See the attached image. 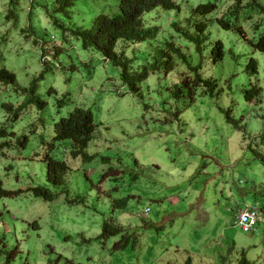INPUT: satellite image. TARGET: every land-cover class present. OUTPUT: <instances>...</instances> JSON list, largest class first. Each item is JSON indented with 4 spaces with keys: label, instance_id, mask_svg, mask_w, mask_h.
<instances>
[{
    "label": "rangeland",
    "instance_id": "obj_1",
    "mask_svg": "<svg viewBox=\"0 0 264 264\" xmlns=\"http://www.w3.org/2000/svg\"><path fill=\"white\" fill-rule=\"evenodd\" d=\"M7 1L0 0V68L16 81L0 83V130L11 134L0 137V181L5 191L21 193L0 197V264L6 256L11 264H185L187 258L191 264H238L243 256L264 264V167L248 149L260 146L264 133V55L216 22L223 17L257 41L264 37V13L254 2L264 7V0H174L178 10L157 8L142 17L144 27L158 28L155 40L117 43L115 51L123 52L134 70L149 67L165 42L179 46L192 66L206 57L201 75L217 83L211 96L201 85L191 87L194 74L177 55L171 72L151 69L136 84L138 94H131L116 67L53 29L35 2L19 0L16 20L4 19ZM99 1L75 3L71 19L60 21L85 28L97 15L119 13V0ZM208 4L216 6L211 14L193 15L195 7ZM201 21H208L207 36H201L206 46L198 54L175 27L193 34ZM42 36L52 55L59 48L46 64L38 44ZM215 41L222 42L225 54L212 63ZM251 54L258 61L253 77L243 72ZM40 74L35 94L45 103L43 110L25 104L32 95L23 92ZM183 82L190 84V97L173 95ZM254 85L261 88V103L248 105L242 91ZM4 105H22L17 119ZM76 107L90 111L96 125L88 162L72 157L71 143L53 141L54 125ZM219 109L241 120L246 134L229 125ZM52 145L51 155L72 169L67 194L58 193L64 186L53 188L45 179L41 159ZM258 151L264 154L262 146ZM33 186L58 194L44 202L24 192ZM127 197L125 212L113 210V201ZM234 200L261 210L252 232L234 223ZM34 220L36 229L29 225ZM109 220L121 225V234L98 240Z\"/></svg>",
    "mask_w": 264,
    "mask_h": 264
},
{
    "label": "trees",
    "instance_id": "obj_2",
    "mask_svg": "<svg viewBox=\"0 0 264 264\" xmlns=\"http://www.w3.org/2000/svg\"><path fill=\"white\" fill-rule=\"evenodd\" d=\"M47 1V0H43ZM79 1L87 2L89 0H52L51 4L41 5L35 0H30L33 5L34 2L40 8L41 16L44 15L45 18L49 21V24L53 29H59L62 32V35L65 37L66 34L74 37L81 43V46L84 50L90 49L100 55L105 61L112 64L119 70L120 80L125 84L131 94H138V86L141 81H143L148 75L151 69L164 67L166 72H171L172 70V60L170 59L167 53H163V50H158L157 54L153 58L152 64L148 66H142L140 70H134L131 67V60L126 58L124 53H117L115 51L117 43L123 41L126 43L136 44L143 41H153L158 33V28L156 27H144L142 23V16L144 13L151 11L152 9H162V10H178V6L174 3L173 0H119L117 15H107L100 14L92 19L91 25L89 27H80L74 25L71 20L67 22L68 24L62 23L60 17L71 19V8L73 5ZM100 2L99 0H95ZM254 1V0H252ZM238 0L237 4H239ZM19 0H8L6 6V15L4 19L7 20H16L18 15V10L20 7ZM252 5V4H250ZM248 5V6H250ZM254 5L258 7L262 12H264V7H262L256 1ZM216 6L212 4L200 5L195 7L192 12L195 17H205L206 15L212 13L215 10ZM236 12H234L235 14ZM31 17V13L28 14V18ZM197 22L195 23V31L193 34L184 31L181 28L175 27L176 32L180 35V38L185 41L193 44L195 46L194 50L198 54L203 51V41L201 36L207 31V23ZM221 25L225 29H231L235 34L241 36L242 40L246 42L248 49H251L252 52H258L264 55V37H259L257 41L254 39L246 38L244 35L243 28L241 26H236L232 23L230 26L227 22L223 20L220 21ZM46 37L53 38L50 34L45 33ZM207 36V35H206ZM43 36L39 37L38 44L41 49V59L50 58V56H55L59 54V48L54 47L53 55L51 50L48 47L49 42L43 40ZM207 41V39H206ZM205 41V43H206ZM47 44L46 48L45 45ZM175 47V48H174ZM165 48L170 50L175 49L174 51L183 58V64L187 66L189 72L194 74V80L191 87L195 88L202 86L204 88L205 94H210V96L216 92L217 93V83L213 79H205L201 75V63H204L206 57L201 56V63L196 66H192L190 59L186 58L188 55H183L180 49H176L174 42H165ZM164 48V50H165ZM45 49V50H44ZM223 44L221 41H215L209 52L210 60L214 63L221 62L223 55ZM49 62L44 61L43 64ZM243 72L249 77L257 75L258 72V61L251 54L248 62H246ZM42 74L39 75L37 80L32 81L31 87L25 89L28 91L32 97L29 98L25 104L31 103L36 104L38 109L43 110L45 108V103L35 94L36 93V83L41 80ZM0 83L3 84H14L15 76L7 71L5 68H0ZM190 84L183 82L182 86H174L173 95L179 96L182 92H187V95L190 97ZM261 88L254 85L251 88L244 89L242 91L243 100L248 103V105H256L261 103ZM22 107L19 106L17 109H14L11 105H4V108L8 113H16ZM224 113L226 122L231 125L235 130L239 132L245 131V126L242 124L241 120H237L232 116L230 110L219 109ZM95 129V125L92 118V113L90 111L84 110L82 108H76L73 112L68 114L64 119H61L54 126V133L56 132V138L61 141H69L72 148V156L78 157L82 156L83 160L88 162L89 159L86 158L84 150L87 146L88 141L92 138V133ZM7 135L6 132L2 131V135ZM244 135L246 133H243ZM11 135V134H9ZM262 137V138H261ZM257 140V138H254ZM258 144L264 148V133L260 135ZM260 146L253 147V144L248 145V149L252 155L257 158L262 166L264 167V154L259 152ZM41 162L45 166V178L47 183L52 187H63L66 185V177L71 173V168L63 161L56 160L52 158L48 153H46ZM27 191H30L32 196L38 199H41L44 202H51L55 199V195L51 193L44 187L36 186L29 188ZM64 193L62 189L59 194ZM15 195L18 193L7 192L2 189V183L0 181V197H5L9 195ZM127 198L115 200L112 202L113 210H120L125 212L127 210ZM116 221V220H115ZM114 220L105 221L101 226L100 235L97 237L98 240H103L109 236H116L122 232L121 225L116 223ZM114 222V223H113ZM148 226V225H147ZM32 229L37 228V224L34 222L30 225ZM125 240V239H124ZM85 243V240H82ZM34 243V242H33ZM35 244V243H34ZM123 248V247H122ZM12 258L6 256L5 264H11ZM185 264H191V259L187 258ZM238 264H254L253 262L244 258V256L238 261Z\"/></svg>",
    "mask_w": 264,
    "mask_h": 264
},
{
    "label": "clouds",
    "instance_id": "obj_3",
    "mask_svg": "<svg viewBox=\"0 0 264 264\" xmlns=\"http://www.w3.org/2000/svg\"><path fill=\"white\" fill-rule=\"evenodd\" d=\"M174 1V0H173ZM237 2H238V0H237ZM175 3V2H174ZM200 6V5H199ZM154 9H152L151 11H153ZM151 11H149V12H151ZM261 11V10H260ZM149 12H146V13H149ZM262 12V11H261ZM146 13H144V14H146ZM264 13V12H263ZM143 14V15H144ZM211 14V13H210ZM209 15V14H208ZM207 16V15H206ZM205 16V17H206ZM143 17V16H142ZM223 18V17H222ZM222 18L221 19H217L216 20V22H217V24L218 23H220V21L222 20ZM203 22H205L206 23V21H203ZM227 23L231 26L232 25V23H230L229 21H227ZM220 27H222L223 29H225L222 25H221V23L220 24H218ZM225 30H227V29H225ZM228 30H231V29H228ZM238 35V34H237ZM241 37V36H240ZM155 40V39H154ZM149 42H151V41H149ZM142 43V45H144L145 43H148V41H143V42H141ZM189 43V42H188ZM136 44H140V43H136ZM191 44V43H190ZM129 45H133V44H131V43H128V46ZM191 45H193V44H191ZM176 46V45H175ZM194 46V45H193ZM175 48V47H174ZM194 48H195V46H194ZM176 49H180L181 50V52H182V54L183 55H185V57H186V54L183 52V50L179 47V46H176ZM163 50V53H167L168 55H169V57H170V59L172 60V56H174V55H177L179 58H180V61L181 62H183V58H181L180 57V55L178 54V53H176L174 50L175 49H172V50H170V49H168V48H165V50L164 49H162ZM126 57V56H125ZM47 58V57H46ZM44 58V60L42 59H40L41 60V63L43 64L44 63V61H47L48 59H50V58ZM102 58V57H101ZM103 59V58H102ZM187 59V58H186ZM104 60V59H103ZM105 61V60H104ZM184 63V62H183ZM212 63H214L213 61H212ZM146 66V65H145ZM150 66V65H149ZM172 69H173V60H172ZM8 71V70H7ZM10 72V71H9ZM13 74V73H12ZM14 75V74H13ZM39 77V76H38ZM38 77H36L35 79H34V81L35 80H37V78ZM16 81V80H15ZM121 81V80H120ZM122 82V81H121ZM15 84V83H14ZM14 84H8L7 83V85H14ZM122 84H123V82H122ZM4 85H6V84H4ZM124 86H126L125 84H123ZM127 87V86H126ZM30 89V88H29ZM127 90H128V88H127ZM129 91V90H128ZM23 92L25 93L26 91H24L23 90ZM52 92H54L52 89H50V91H49V93H52ZM130 92V91H129ZM32 97V96H31ZM31 97H29V98H31ZM28 98V99H29ZM27 99V100H28ZM3 108H4V106H3ZM76 108H78V107H76ZM76 108H74V109H76ZM17 109V108H16ZM74 109H72L68 114H70L71 112H73L74 111ZM4 110H6L5 108H4ZM6 112H7V110H6ZM8 113V112H7ZM15 114V119H17V117H18V112H16V113H14ZM68 114H67V116H68ZM66 116V117H67ZM65 117V118H66ZM92 118H93V115H92ZM61 119H64V118H61ZM60 119V120H61ZM59 120V121H60ZM58 121V122H59ZM57 122V123H58ZM94 122V121H93ZM95 125V124H94ZM55 126V125H54ZM95 129H96V125H95ZM95 129H94V131H93V133H92V138H91V140L90 141H88V143H87V146H86V148H85V150H84V154H85V156H86V158H90L89 156H87L86 155V149H87V147L89 146V144L91 143V141L94 139V134H95ZM53 132H54V128H53ZM7 135H9L8 133H7ZM1 136H3L2 135V130H0V137ZM53 141L55 142V143H61V142H69V141H61V140H58L57 138H56V132L54 133V138H53ZM73 148V146L71 147V149ZM53 150V145L52 146H50V151L49 152H47L52 158H54L52 155H51V151ZM46 154V153H45ZM44 154V155H45ZM71 155H72V151H71ZM73 157V156H72ZM43 158V157H42ZM55 159V158H54ZM42 160V159H41ZM57 160V159H56ZM59 161H62V160H59ZM64 162V161H63ZM41 163H43V162H41ZM44 164V163H43ZM45 167V166H44ZM200 170V168H198V171ZM72 171V170H71ZM197 171V172H198ZM67 178V177H66ZM46 179V178H45ZM47 182V181H46ZM66 182H67V180H66ZM48 184V183H47ZM49 185V184H48ZM50 186V185H49ZM33 187H36V186H33ZM41 187V186H40ZM52 187V186H51ZM29 188H32V187H29ZM29 188H27L24 192H29L30 194H31V192L30 191H27ZM53 188H58V187H53ZM3 189V188H2ZM4 190V189H3ZM48 190V189H47ZM63 190H64V193H66L67 194V191H68V189H67V186L65 185L64 187H63ZM8 192V191H7ZM51 192V191H50ZM60 192V191H59ZM58 192V193H59ZM13 193H21V191H18V192H13ZM52 193V192H51ZM58 193H55L54 195H55V198H56V196H57V194ZM32 195V194H31ZM33 197V196H32ZM35 198V197H34ZM38 199V198H37ZM41 200V199H40ZM237 207V206H236ZM236 207H235V209H236ZM255 208L256 210H257V214H258V220H257V223H256V225L258 224V222H259V220H260V213H261V210H259L258 209V207H256V206H253V205H244V206H242V207H240L239 209H237L236 210V212H235V214L233 215V217H234V222H235V218H236V216H237V214L241 211V210H243V209H245V208ZM234 209V210H235ZM149 211H150V209L149 208H145V210H144V214H148L149 213ZM234 213V212H233ZM36 223L37 224V228H38V223H37V221L36 220H34V221H32L29 225H31L32 223ZM151 225V223H148V226H150ZM256 225H255V227H256ZM254 227V228H255ZM253 228V229H254ZM252 229V230H253ZM252 230L250 231V232H252ZM101 231V230H100ZM249 232V233H250ZM245 233V232H244ZM100 235V234H99ZM98 235V236H99ZM97 236V237H98Z\"/></svg>",
    "mask_w": 264,
    "mask_h": 264
},
{
    "label": "built area",
    "instance_id": "obj_4",
    "mask_svg": "<svg viewBox=\"0 0 264 264\" xmlns=\"http://www.w3.org/2000/svg\"><path fill=\"white\" fill-rule=\"evenodd\" d=\"M257 210L255 208H245L241 210L236 218L235 224L245 233H249L256 225L258 220Z\"/></svg>",
    "mask_w": 264,
    "mask_h": 264
},
{
    "label": "crops",
    "instance_id": "obj_5",
    "mask_svg": "<svg viewBox=\"0 0 264 264\" xmlns=\"http://www.w3.org/2000/svg\"><path fill=\"white\" fill-rule=\"evenodd\" d=\"M198 168H200V167L198 166ZM234 201L237 203V204H235V205L237 206V207L235 206L236 209L234 208V209H235V212H236L237 209H239L240 207H242V206L245 204V203H243V204H242V203H238L236 200H234ZM247 204H248V203H246L245 205H247ZM233 211H234V210H233ZM233 211H232V215L235 214V212L233 213ZM232 217H233V216H232Z\"/></svg>",
    "mask_w": 264,
    "mask_h": 264
}]
</instances>
